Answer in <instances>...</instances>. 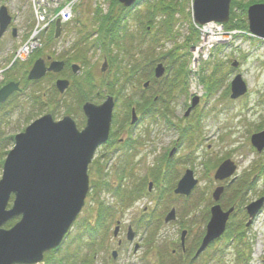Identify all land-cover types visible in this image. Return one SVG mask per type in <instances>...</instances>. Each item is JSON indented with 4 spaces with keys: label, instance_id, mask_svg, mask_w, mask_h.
<instances>
[{
    "label": "rangeland",
    "instance_id": "1",
    "mask_svg": "<svg viewBox=\"0 0 264 264\" xmlns=\"http://www.w3.org/2000/svg\"><path fill=\"white\" fill-rule=\"evenodd\" d=\"M111 1L83 0L74 13L70 12L71 19L60 45V48L67 51L78 44L82 52L86 51L88 56L80 53L78 55L82 58L80 60L82 63L87 61V66L91 67L98 79L95 84L98 88L89 96L85 92L84 96L79 95L77 91L67 95H55L50 93L46 83L35 88L27 87L13 109V116L4 126L5 138L21 133L30 122L48 113L50 109L53 110L51 113L54 118L68 115L77 123H87V119L83 118V113L79 111V103L92 102L99 105L111 93L113 97L120 93L126 95L127 98L123 102L117 103L116 124L119 126H113L110 134L116 135L112 142L128 139L130 144L126 145L129 147L127 149L118 147L121 148L120 151L115 149L113 152L110 146L104 148L106 145L103 144L94 152L93 168L89 166L90 193L73 226V232L81 235L86 232L87 226L84 221L90 216L95 217V214L90 212L91 208L96 209L97 204L106 203L107 207L114 210V218L109 224H112V227L108 229L111 231L109 239L111 249L108 254L104 249L97 253L100 254V264L104 260H108L107 264H112V260L109 262L112 251H117V239L113 233L116 220H120L124 231L128 225L135 229L142 210L149 207L145 215L146 217L147 213L153 215V225L148 230L138 231L137 241L141 242V249L135 252L133 246L125 247L119 253L120 261L117 264H156L163 254H168L179 247L182 230L189 229L195 236L206 229L210 222L211 209L215 205L213 195L217 189L224 187L220 195L223 196L221 206L225 210L235 205L237 208L234 218L229 222L230 226L214 245L222 256L216 258L218 262L213 258L201 257L197 264H242L243 259L240 260L239 256L242 251H245V254L250 253L249 262L246 264H264V204L260 215L256 214L249 226V217L245 214V207L264 198V148L260 153L251 143L254 135L264 132V39L251 35L247 30L238 29L229 30L235 32L231 40L230 37H227L226 41L220 37L217 39L213 35L214 28L220 27L217 22L209 23V27L206 28L209 32L206 33L205 30L202 38L201 31L204 29L202 25L192 33L188 23L175 14L177 30L173 33L176 34V38L173 35V39L164 40L163 49L159 50L167 52L177 45L186 44L188 38L193 40L192 45L188 43L187 49L183 48L181 51L182 54H187L186 56L190 53V60L184 57V60H181L184 67L181 66V62L179 66L185 72L184 88L175 83L177 79L171 69L175 65L174 60L168 63L163 60L158 62L166 69L165 75L160 78H156L154 67L152 76L159 81L156 84L147 78H143L137 85H127L125 81L116 83L114 79L118 78L117 72L115 74L110 69L102 72L104 55H100V52L93 54L87 50L91 47V41L80 45L77 40L83 37L81 29L77 26L78 20L89 24L86 32L94 31L96 9L102 7L107 14ZM233 1L249 3L253 0ZM28 3L29 0H12L8 4L10 15L16 20L13 25L18 29V35L12 37L10 32L5 35L1 46L2 52L16 48L20 41V31L25 33L31 30L30 23L33 21L29 19L31 16ZM193 3L194 0L178 1L179 6L187 8L186 13L190 14L191 19ZM257 3L264 4V1L260 0L251 5ZM3 4L7 5L0 0V8ZM140 5L139 3L137 7ZM248 8L230 10L229 21L226 24H240L243 13L248 12ZM246 19L248 22L247 17ZM128 26L139 28V24L132 20ZM96 27L99 29V26ZM201 42L206 45L202 46ZM197 43L203 58L199 59V62L191 51ZM56 45H52V53ZM11 50L5 55H10ZM43 50L39 53L50 52L46 48ZM121 56L119 55V58ZM203 67L205 79H209L210 82L213 79L218 84L210 98L207 97L211 88L201 79ZM197 72L199 73L193 79L192 74ZM238 77L244 82L246 90L244 94L232 98V85ZM84 89H88L89 92L88 86L85 85ZM179 89L181 91H178ZM97 91H101L100 96L95 93ZM194 97L199 98L197 104L193 102ZM36 99L37 107L34 108L35 103H30V100ZM131 110H134V116ZM137 116L141 122L134 129L129 125L131 122L133 124V121L136 122ZM118 128L122 130L118 132ZM8 149L0 153V163ZM104 157L107 159L102 160ZM228 160L232 161L235 169L230 176L219 182L215 177L217 171ZM187 170L195 172L198 186L192 195L183 198L177 196L174 190ZM146 172H149V176ZM1 178L0 169V180ZM227 180L231 185L225 187ZM151 183L155 186L150 192ZM135 197L141 198L137 200ZM173 208L177 211V221L165 224L163 221ZM239 236L244 237L245 241L238 244V241H241L238 239ZM85 252L86 249L82 256ZM94 252L92 249L89 250L88 258H96ZM209 253L211 254V250ZM66 261L64 257L63 262ZM77 261L75 258L74 263Z\"/></svg>",
    "mask_w": 264,
    "mask_h": 264
},
{
    "label": "water",
    "instance_id": "2",
    "mask_svg": "<svg viewBox=\"0 0 264 264\" xmlns=\"http://www.w3.org/2000/svg\"><path fill=\"white\" fill-rule=\"evenodd\" d=\"M136 2L120 0L124 7H131ZM231 3L232 0H194L193 19L199 25L228 23ZM247 15L250 32L264 39V4L249 6ZM11 22L12 17L2 6L0 41ZM56 26L59 35L62 30L60 22ZM45 70L44 62L37 61L29 79L39 80ZM165 71L163 64L158 65L156 78L162 77ZM18 86L12 82L1 89L0 103L7 100L12 91L18 90ZM245 90L244 82L238 77L232 85V98L244 94ZM198 101L199 98L193 100L194 104ZM113 106L112 98L101 106L87 103L84 111L88 120L83 131L76 129L71 118L56 123L51 115H46L16 136L15 147L8 154L0 180V264H39L46 253L60 246L85 206L90 191L89 165L94 152L108 139ZM252 142L261 151L264 148V132L254 135ZM234 169V164L228 160L220 166L215 177L223 180ZM197 184L192 172L187 170L176 193L189 196ZM222 191V188L215 191L213 198L216 201ZM263 202L264 199H261L247 208L250 216L248 226ZM231 212H224L219 206L212 209L199 254L224 234ZM15 219H18L17 223L6 228ZM174 219L175 210L166 222Z\"/></svg>",
    "mask_w": 264,
    "mask_h": 264
},
{
    "label": "trees",
    "instance_id": "3",
    "mask_svg": "<svg viewBox=\"0 0 264 264\" xmlns=\"http://www.w3.org/2000/svg\"><path fill=\"white\" fill-rule=\"evenodd\" d=\"M179 0H140L139 3L141 4L140 7H137L135 9H126L122 5L118 4L117 0H114L112 3L111 10L108 14H102V12L97 10L95 12V19L99 22V31L101 33V37L107 42L108 45H111L115 51L121 56L119 60V55L116 53V56L113 57V61H118L116 70H117V81H125L124 83L127 85H137L138 83L142 82V79H149L150 82H154L155 84L159 82L156 80L153 75V70L155 65L158 62H161L160 60L166 61L167 63L171 60H174L175 66L172 69L173 75H175V78L177 79L175 83L179 84L180 87H183L186 85L185 81V72L182 70L180 66L184 67V63L181 61L184 60V57L189 59L190 53L188 56L187 54H182L181 51L183 48L187 49L189 44L193 42L190 38L187 39V43L183 46L177 45L174 48L170 49V51H160L159 48L163 49L162 42L166 39H173V35L176 38V34L173 33L174 30H177V23L175 14H178L179 18L183 19L188 23L190 32L196 31V27L193 24L192 19L190 18V14L186 13L187 8L185 9V6H179L178 4ZM260 0H253L249 3H245L241 1L240 3L238 1H233L231 4V11L235 9L244 10L248 8L252 3H255ZM264 1V0H261ZM247 12L244 11L243 18L241 19L240 24H234L229 23L226 25V28L228 30H235L238 29L241 30H247L248 31V24L246 19ZM132 20L139 24V31L143 34H141L140 37L137 38L136 43L137 46L133 48V51H130L134 54L133 59H126L123 52L127 51V45L124 43L125 37L118 34V29L120 22L122 21L124 26H127L129 20ZM233 20V17L231 18V22ZM126 22L127 24H125ZM116 32V33H115ZM192 32V33H193ZM108 33V34H107ZM191 37V35L189 36ZM126 45V46H125ZM142 45L146 46L143 47ZM192 45V44H191ZM179 50V53H178ZM123 58V59H122ZM190 60V59H189ZM120 61L122 63H120ZM124 62V63H123ZM173 65V64H171ZM26 64L22 65H16V69L13 71L12 74L17 75L19 79H24L27 77V69ZM204 67L202 68V76L201 79L203 83H207L208 86L211 88L208 91V97L210 98L214 93L216 88H214L217 84L216 81L213 79H205L204 75ZM211 78V77H210ZM17 79V80H19ZM16 80V81H17ZM156 80V81H155ZM209 80V82H208ZM213 84V87H212ZM168 86V85H167ZM39 88V87H38ZM182 88V89H183ZM178 91H181L179 89ZM176 91V92H178ZM14 97L11 98L14 99ZM7 104H0V112L3 114H0V153H4V150L7 145L14 142V136L5 138V132H4V125L8 122L6 120H9L11 117V114L8 112ZM10 109V108H9ZM11 112V110H9ZM6 154V153H5ZM121 200L122 198L119 197ZM132 198V196H131ZM129 197H126V200H128ZM106 203L103 205L97 204V208H91V211L93 214H95V217L92 218L90 216L87 220L84 221L86 224V233H87V239L89 240L87 242V239H81V234L77 233L78 235H71L68 236V238L64 242V257H69L71 260L80 259V247L77 246L84 245L85 247H89L90 249L94 250V254L96 253V250L93 249L96 245H102L104 243V240L106 239L108 235V228L110 221L114 218L113 212L114 210L110 208ZM117 212V211H115ZM93 220V221H92ZM18 219H15L11 222H9L6 225V228L12 227ZM238 239H241V241H238V244L242 241H245L244 237L239 236ZM237 239V240H238ZM78 247V254H75V251L73 248ZM246 249V248H245ZM219 250L216 249V254L219 257ZM222 251V250H220ZM243 252V253H242ZM239 256L240 260L243 259L242 264H246L249 262V254H245V251H242ZM222 256V255H221ZM220 256V257H221ZM224 259V257H223ZM79 263V260H78ZM48 264V263H46ZM57 264H63L62 259L58 260ZM72 264H76L72 263Z\"/></svg>",
    "mask_w": 264,
    "mask_h": 264
},
{
    "label": "bare ground",
    "instance_id": "4",
    "mask_svg": "<svg viewBox=\"0 0 264 264\" xmlns=\"http://www.w3.org/2000/svg\"><path fill=\"white\" fill-rule=\"evenodd\" d=\"M11 1L12 0H2L3 3L7 4V5L3 4V6L6 7L8 12L10 11V6L8 4ZM67 1H69V0H67ZM113 1L114 0L111 1L110 10H111ZM39 2L43 3L44 7H50L47 10L46 14H44L42 12H39V11H35L34 5L36 6L37 3H39ZM56 2H57V0H35V3L33 4V0H29V3H28V5H29V15L31 16V18L29 17V19H31L33 21V23H30L31 30L29 32H25L24 33V31H20V37H19L20 41H18V45L17 46L19 48H21V47H24L25 45H27V43L29 42V43H33V44L39 45V47L37 48L39 51L38 50L32 51L30 54H28L27 59L28 58H32L33 56L34 57L37 56V54H36L37 51L38 52L42 51L43 50L42 47H44V50L46 48L48 51H50L49 53H52L51 52L53 50L52 49V43H50V42L53 39H57L58 38L57 26H56L57 22H60L61 24H66L67 23V22L63 21V19L65 18L66 14L65 13H61V11L63 10L64 7L61 5V3H56ZM117 2H118V4H121L120 0H117ZM82 3H83V0H74L72 5H71L72 6L71 7V13H74V11H76V8L79 7ZM137 5H138V0L134 4V7H137ZM125 8L129 10L132 7H125ZM97 10L98 11L100 10L102 12V14L106 13L102 9V7H98L96 9V11ZM110 10L108 11V13L110 12ZM37 14L42 18V21H40V22L43 23V24H46V26L43 29H41L40 26H38L39 29L35 27V19L37 18ZM15 21L16 20H14V18H13L11 24L9 25V27L7 29V31L10 32L11 34H14V35L17 36L18 35V29L16 27H14V25H13ZM130 21H131V19L128 22L129 24H130ZM93 22H94V25H95L94 28H96V29L94 31H90V32L87 31L86 32V28H87V26L89 24L88 25L84 24L83 22L78 20L77 26L81 29V32L83 33V37H82L81 40H83V39L85 40L86 39L85 40L86 42L87 41H91L90 49L87 48L88 51L92 52L93 54H98V52H100V55H104L103 58H104L105 62H104L103 67H102V72H105L106 69L107 70L110 69L112 72H114L116 74V72H117L116 67H117L118 61L114 62L113 61V57L116 56L117 51H115V49L111 45L107 44V42L105 41V38L103 39L101 37L100 31H99L98 27H96V26H99V22L96 19H94ZM124 23L127 24L126 22H124ZM209 23L202 25L204 27V29L201 31L202 32L201 33L202 38L205 35V30H207L206 28L209 27ZM43 24H41V26ZM193 24H194V26L196 28H199V26H200L199 24L195 23V21H193ZM217 24H219L220 27L219 28L218 27L214 28L215 29V33L213 34L214 37H217V39H219V37H220L224 41H226L227 37H230L229 40L234 38L235 32L229 31L226 28V25H227L226 23H218L217 22ZM247 24H248V30H249V21L247 22ZM119 26L120 27L118 29L119 30L118 34H120V35L125 37L124 43H126L127 48H128L126 52H123L124 56H125L126 59H128V58L129 59H133L134 58V54L131 53L130 51H133V48L137 46L136 40H137L138 37L141 36L142 33L139 31L138 28H133L132 26H128V24H127V26H124L122 21L120 22ZM0 27H1V23H0ZM61 32H62V30H61ZM208 32L209 31L207 30L206 33H208ZM249 32H250V30H249ZM26 35H27V37H25ZM4 37H5V34L2 36L1 41H0V61L6 56L5 53H8L9 50H10V48H9L5 52L1 51V46H2V43L4 41L3 40ZM77 40L80 43V38H78ZM77 42H75V44ZM201 45L204 46V45H206V43L201 42ZM142 46L147 49L146 46H144V45H142ZM198 46H199L198 43L196 45L194 44V46L191 49V51L194 53L195 58H198L197 62H199V59L203 60V58L201 57L202 56L201 49L199 50ZM80 51H81V49L79 48L78 44H76L75 48H73L71 50H67V51L60 52V53H56V51L54 50L53 51L54 53L49 54L50 56H52L56 60L65 59L67 61L69 60L70 62H72V61L75 62L74 67H73L74 71H72V69L70 71L67 70V72H70V76H72L71 80L70 79L67 80L68 74L65 75L64 73H62L64 65H62L61 63L58 64L59 69H55L54 65H56V63L51 64V66H47L43 58L37 59L35 61V63L37 61H41V60L44 62V65L46 67L45 74L41 78H39V80H30L29 79V75H28L24 79L22 78V79H19L17 81H14L13 83H16V84L19 85L18 86V90L12 91L10 93V96L7 98V100L2 101L3 104H7V106H8L7 110L11 114V117L13 116V113H14L13 109L19 103V99L21 98V95L24 94V92L27 90V87L35 88L37 85L40 86V85H43V84L46 83L48 85V87L50 88V93H55V95L56 94L57 95H65V94L67 95V93H70V94L71 93H76V91L78 92L79 95H84L85 92H86V95H88V96L91 95L92 91H94L95 89L98 88L95 85L97 77H95V75L93 74V72L91 70V67L87 66V63H86L87 61L84 62V63H82L80 61L82 58L79 57V55H78L79 53L83 54V56H88V54L86 55V51L85 50H83V52L82 51L80 52ZM196 56H198V57H196ZM120 59L121 58H119V60ZM80 62H81V65H83L84 67L80 66V64H79ZM158 65H160V63H157L155 65V67L157 68ZM33 66L31 67L30 71L32 70ZM78 66H80L82 69H80ZM156 68H155V70H156ZM2 70L4 72H6V73H12L13 72V69L11 67L7 66V65L3 66ZM50 73H55V74L57 73V76L55 77V76H53ZM102 81L104 82V80H102ZM114 81L116 82L115 79H114ZM67 84H68V86H67ZM85 85L88 86L89 92H88V89H86V90L84 89ZM8 86H9V83L5 79H3L2 75H0V91H1V89H4V88H6ZM66 86H67V88H66ZM111 89H110V91H111ZM95 93L99 94V96L101 95V91H97ZM14 96H15V98L11 100V98L14 97ZM122 96L123 95L120 93L118 96L113 97V93H111L99 105H97L95 103H92V102H86L85 104H83V102L79 103V106H78L79 107V111H81L83 113V118H86L88 120V116L85 114V111H84V106L87 103H92V104H94L96 106H101L102 104H104L106 102V100L108 98H112L113 99V103H114V106H113L114 108L112 109L111 122H110V124H111L110 125V130H112L113 126H115L114 120H115V117H116V112L115 111H116V108H117V105H118L117 103L118 102H123L127 98L126 95L123 96V97ZM87 99H88V97H87ZM194 99H195V97H194ZM31 102L35 103V106H33L34 108L37 107V104H36L37 103V99L35 101L30 100V103ZM41 104H42V102H41ZM9 110H11V112ZM52 111L53 110L50 109L48 111V113H44V114L38 116L35 120L30 122L29 125H31L33 122H35L36 120H38V119H40V118H42V117H44L46 115H51L56 123H60V122H63L64 120H66V119H70L71 118L74 121L75 127H76V129L78 131H83L86 128V126H87V123H83V122L77 123L74 120V118H72V117H70L68 115H64V116H62V118H54L55 116L51 113ZM0 114H3V113L0 112ZM6 121H10V120H6ZM134 123H135V121L133 122V124ZM84 124H85V126L83 127ZM26 128L24 129V131L26 130ZM24 131H22L21 133H23ZM251 143H252V145L255 148H257L255 146V144H253V142H251ZM106 144H108V140L106 141ZM126 144H130V142H127ZM7 146L8 147H6V149L9 148L8 149L9 151L6 154H4V160L0 163L1 173H3V171H4V164H5V161H6L7 157H8V154L15 147V141L13 143L8 144ZM112 147L116 148V145H112ZM260 153H261V151H260ZM35 160L39 164H41V161H40L39 158H36ZM96 165H98V164H96ZM88 174H89V171H88ZM192 174H193V172H192ZM176 190H177V187L175 188L174 192H175V194L177 196H179V194L176 193ZM53 192H55L56 195H60L57 191H53ZM182 197L186 198V197H189V196H182ZM11 198L14 199L13 196Z\"/></svg>",
    "mask_w": 264,
    "mask_h": 264
},
{
    "label": "flooded vegetation",
    "instance_id": "5",
    "mask_svg": "<svg viewBox=\"0 0 264 264\" xmlns=\"http://www.w3.org/2000/svg\"><path fill=\"white\" fill-rule=\"evenodd\" d=\"M60 35L61 36H59L57 39H53L50 42V43H52V45L57 44L56 48H55L56 53H60V52L66 51L65 48H60V45L63 42L62 40H64V38H65L64 34H60ZM83 43H86V41L85 40H80V45H83ZM45 52L46 51L38 53L37 56H35L33 59L31 58V59H29L27 61V64H26V67H27L26 69L28 70L27 71V76H28V72L30 71L31 67L34 65L35 61L37 59H39V58H43L47 66H51V64L56 63V65H54L55 69H59L58 64H60V63L62 65H64L62 73H64L65 75L68 74L67 80H69V79L71 80L72 76H70V72H67V70L70 71L72 69V71H74L73 67H74L75 62L74 61L70 62L69 60L67 61L65 59L56 60L52 56L49 55V54H52V53L46 52V54H45ZM80 66L84 67L83 65H80ZM80 66H78V67L80 69H82ZM50 74H52L55 77L57 76V73L56 74L55 73H50ZM17 79H19L18 76H16V80ZM133 111L131 110L132 113H133ZM140 122H141V119H140L139 116H137L136 117V122L134 124H132V122H131L129 126H131V127H133L135 129ZM116 123H117V118L115 117L114 124H115V126L116 125L119 126V124H116ZM120 130H122V129L118 128V132H120ZM111 132H112V130H111ZM115 137H116L115 134L114 135L110 134L109 139H108V144H105L106 146L104 148L110 146L111 150H113V152H115V149H116V151H120L121 148H118V147H124L126 149L129 147L128 145H126V143L128 142L127 141L128 139L127 140L121 139V140H116V141L112 142V139H114ZM112 145H116V148L112 147ZM131 153H132V150H131ZM104 159H107V158L106 157L102 158V160H104ZM116 159H117V157H116ZM191 171L193 172L194 178H196L195 172L193 170H191ZM146 175L149 176V172H146ZM226 185L230 186L231 183L228 181V182L225 183V187H226ZM154 186L155 185L153 183L150 184V188H149L150 192H151V190H152V188ZM158 191H161V189H158ZM222 197L219 199V202H217V204L220 205V206H221L220 202L222 200ZM135 198H138L137 200H140L141 197H135ZM224 205H225V203H224ZM233 207H235V209L237 208L236 205L233 206ZM148 209H149V207L148 208L145 207L142 210V214H141V216H139L140 217L139 220L136 221V224H137V227H136L137 229L135 228L136 230L133 228L132 225H128L127 230L124 231L123 228L121 227L120 220H116L115 224H116V227H117V235L115 236V238L117 239V251L116 250H114V252L112 251V256L114 257V258H112V256H111L112 264H117L118 261H120L119 253H121V250H123L125 247H129V246L132 247L133 246L135 252H137L139 249H141V247H142L141 246V242L139 243V241H137L138 231H140V230H142V231L148 230L153 225V220H152V216L153 215L151 214V216H150L148 213H147L148 217H146V215H145L146 212L148 211ZM145 217H146V219H144ZM111 227H112V224L109 225L108 229H110ZM182 231H183V235L188 234V237H189V235L192 236L191 230L186 229V230H182ZM182 231H181V234H182ZM71 235H74V233L73 232L70 233L69 236H71ZM86 235H87V233L84 232L81 235L82 237H80V238L84 239L86 237ZM75 236H77V235H75ZM192 240H193V242H191L189 240H185V243H186V241H187V243L185 244V247L181 248L183 253H184V255H183L182 259L180 260V262H181L180 264H195L196 263L195 261H196L198 256L197 257L195 256V252H196V249H198V247L200 246L199 240H198V236L193 237ZM63 254H64V249H63V246H62L60 248H57V249L49 252L47 254L46 258H45V263L57 264L58 260H60V259L63 260L64 259V257H63L64 255ZM96 259H98V258H96ZM100 261L101 260H99V262ZM106 262L107 261L104 260V262L102 261L101 264H105ZM156 264H164V261L163 260H159V261L156 262ZM165 264H168V263H165Z\"/></svg>",
    "mask_w": 264,
    "mask_h": 264
},
{
    "label": "built area",
    "instance_id": "6",
    "mask_svg": "<svg viewBox=\"0 0 264 264\" xmlns=\"http://www.w3.org/2000/svg\"><path fill=\"white\" fill-rule=\"evenodd\" d=\"M74 0H57L56 3H61V5L64 7L63 10L61 11V13H65L66 16L63 19L64 22H69V20L71 19L70 17V12H71V5L73 3ZM35 3V0H33V4ZM42 7V8H41ZM50 7H44L43 3L39 2L37 3V5H34V9L35 11H39L42 12L44 14H46L47 10ZM40 21H42V18L37 14V18H36V28H38V26L41 27V29H43L46 24L41 23ZM41 24H43L41 26ZM39 29V28H38ZM39 47V45L33 44V43H27V45H25L24 47L19 48V50L16 52L15 54V60H21L24 61L27 59L28 54H30L32 51L36 50ZM4 71L0 70V75L3 76Z\"/></svg>",
    "mask_w": 264,
    "mask_h": 264
}]
</instances>
